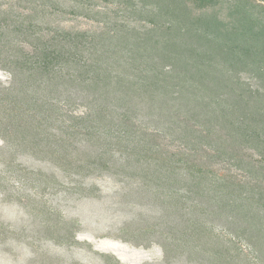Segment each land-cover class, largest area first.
Here are the masks:
<instances>
[{
  "label": "rangeland",
  "instance_id": "rangeland-1",
  "mask_svg": "<svg viewBox=\"0 0 264 264\" xmlns=\"http://www.w3.org/2000/svg\"><path fill=\"white\" fill-rule=\"evenodd\" d=\"M148 1L0 0V264H264V148L232 136L218 114L230 106L201 88L206 114L181 107L172 122L159 98L173 88L162 94L146 54L109 38L159 20ZM59 31L85 35L100 93L10 66Z\"/></svg>",
  "mask_w": 264,
  "mask_h": 264
},
{
  "label": "trees",
  "instance_id": "trees-1",
  "mask_svg": "<svg viewBox=\"0 0 264 264\" xmlns=\"http://www.w3.org/2000/svg\"><path fill=\"white\" fill-rule=\"evenodd\" d=\"M140 1L145 4L150 2ZM153 1L159 4L155 15L160 19L153 18L150 21L151 27L145 33L121 27L120 34L109 38H114L117 48L131 45L136 54H146L145 58L156 68L155 71L153 67L154 75L149 79L164 82L158 90L173 88V91L167 92L168 96L162 95L159 98L164 110L168 109L170 113L168 118L175 122L181 107L189 109L190 118L206 114L210 105L196 98L201 88L208 96H211L210 92L214 94L212 100L220 98L230 106V110L218 114L222 126L231 130L232 136L240 137V142H253L255 148H264V142L259 140V134L264 133V5H255L249 0ZM84 39L85 35L78 32H56L49 45L47 42L44 47L35 48V54L25 55V59L19 56L13 58L10 66L22 70L21 75L25 69L30 73H53V80H58L54 83H57L60 90H78L80 84L85 92H99L103 82L99 71L101 66L83 61V50L79 46H84ZM104 53L106 55L103 58H111L112 50ZM103 58L95 57L98 63ZM62 66L75 68L80 73L60 74ZM21 75H15L14 86L10 89H16L21 82ZM181 75L195 81L197 86H184L185 81ZM243 75L247 77L242 78ZM72 76L83 79L78 82L75 78L74 81ZM254 79L260 83H253L258 88L249 83ZM178 87H183L181 89L185 92L178 93ZM143 91L145 87L138 93ZM146 91L148 103L149 98H152L151 107L148 105L149 112L155 111L157 98L148 88ZM163 91L162 94H166ZM142 97L145 98L144 94ZM158 109L162 111L161 107ZM181 121L176 122L182 123L184 132V122ZM186 155L191 157L185 161L189 165L193 155ZM195 167L191 165V169Z\"/></svg>",
  "mask_w": 264,
  "mask_h": 264
}]
</instances>
